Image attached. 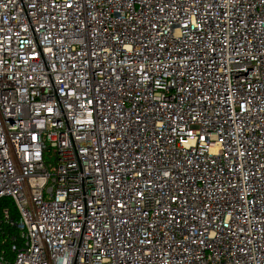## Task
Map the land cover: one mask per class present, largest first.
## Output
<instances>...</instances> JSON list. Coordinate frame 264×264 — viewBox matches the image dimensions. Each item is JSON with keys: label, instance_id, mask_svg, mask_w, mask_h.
<instances>
[{"label": "built area", "instance_id": "built-area-1", "mask_svg": "<svg viewBox=\"0 0 264 264\" xmlns=\"http://www.w3.org/2000/svg\"><path fill=\"white\" fill-rule=\"evenodd\" d=\"M4 198L0 264H264V0H0Z\"/></svg>", "mask_w": 264, "mask_h": 264}, {"label": "trees", "instance_id": "trees-1", "mask_svg": "<svg viewBox=\"0 0 264 264\" xmlns=\"http://www.w3.org/2000/svg\"><path fill=\"white\" fill-rule=\"evenodd\" d=\"M8 204V199L0 200V241H5L3 249L8 252V247L11 237L15 234L14 228L2 219V208ZM11 209L15 210L14 205L11 203Z\"/></svg>", "mask_w": 264, "mask_h": 264}, {"label": "rangeland", "instance_id": "rangeland-1", "mask_svg": "<svg viewBox=\"0 0 264 264\" xmlns=\"http://www.w3.org/2000/svg\"><path fill=\"white\" fill-rule=\"evenodd\" d=\"M12 203V201H11V199H8V206L11 208V204ZM11 211H12V215H15L16 216V210H12L11 209ZM16 233H17V231H16ZM0 246H3V243H2V241H0ZM8 251H9V247H8Z\"/></svg>", "mask_w": 264, "mask_h": 264}]
</instances>
